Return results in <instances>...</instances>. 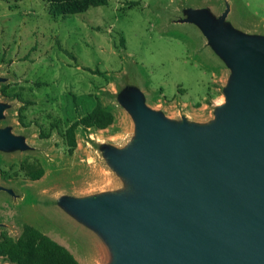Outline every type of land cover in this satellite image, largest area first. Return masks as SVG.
Returning <instances> with one entry per match:
<instances>
[{
	"label": "rangeland",
	"instance_id": "rangeland-1",
	"mask_svg": "<svg viewBox=\"0 0 264 264\" xmlns=\"http://www.w3.org/2000/svg\"><path fill=\"white\" fill-rule=\"evenodd\" d=\"M211 33L264 49V0H106L72 14L53 0H0V130L11 138L0 146V244L30 225L79 264L106 254L123 264L116 236L72 206L101 201L158 207L196 237L192 216L165 207L120 158L141 144L137 106L175 130L219 131L237 74ZM98 101L114 123L80 126L71 151L65 131Z\"/></svg>",
	"mask_w": 264,
	"mask_h": 264
},
{
	"label": "water",
	"instance_id": "water-1",
	"mask_svg": "<svg viewBox=\"0 0 264 264\" xmlns=\"http://www.w3.org/2000/svg\"><path fill=\"white\" fill-rule=\"evenodd\" d=\"M210 35L237 74L219 131L175 130L137 106L141 144L120 158L165 207L192 216L196 237H187L158 207L72 204L116 236L123 264H264V49ZM10 143L0 130V146ZM210 241L226 247H211Z\"/></svg>",
	"mask_w": 264,
	"mask_h": 264
},
{
	"label": "trees",
	"instance_id": "trees-1",
	"mask_svg": "<svg viewBox=\"0 0 264 264\" xmlns=\"http://www.w3.org/2000/svg\"><path fill=\"white\" fill-rule=\"evenodd\" d=\"M106 0H53V8L57 14H72L85 11L90 6H103ZM115 121L113 113L98 101L94 112L75 121L66 131L65 138L70 150L77 147V129L85 128L106 129ZM42 169L33 172L31 178H42ZM0 255L17 264H79L74 254L64 245L53 240L48 235L27 225L18 240L5 238L0 244ZM40 259L37 260L35 256Z\"/></svg>",
	"mask_w": 264,
	"mask_h": 264
},
{
	"label": "bare ground",
	"instance_id": "bare-ground-1",
	"mask_svg": "<svg viewBox=\"0 0 264 264\" xmlns=\"http://www.w3.org/2000/svg\"><path fill=\"white\" fill-rule=\"evenodd\" d=\"M191 234V233H190ZM102 246L104 247L105 245L104 244H102ZM104 260H105V263L106 264H113V263H115V262H117L118 261V259H117V257H115L114 256V258H108V255L106 254L105 255V257H104Z\"/></svg>",
	"mask_w": 264,
	"mask_h": 264
}]
</instances>
